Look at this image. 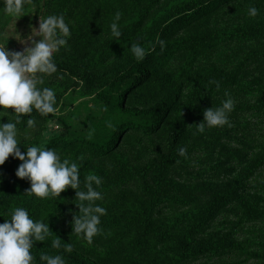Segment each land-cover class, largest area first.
I'll return each mask as SVG.
<instances>
[{
    "label": "rangeland",
    "instance_id": "1",
    "mask_svg": "<svg viewBox=\"0 0 264 264\" xmlns=\"http://www.w3.org/2000/svg\"><path fill=\"white\" fill-rule=\"evenodd\" d=\"M154 1L41 0L37 4L24 6L20 17L7 15L0 19V33L9 36L6 47L12 50H23L25 47L13 35L14 31L27 37L32 27H38L40 16L43 18L48 14L62 13L70 25L72 34L67 47L54 53L56 73L44 75L43 84L38 85L54 90L55 113L42 116L33 110L30 114H23L18 125L21 143L43 144L55 149L62 159L78 163L83 158H89L90 155L83 152L74 139L80 136L101 137L104 130L99 124H112L121 110L129 113L130 118H143L142 115H148V109L159 97L173 98L183 82L180 96L168 100L173 102L172 108L165 114L161 129L150 139H144L149 147L148 153H141L142 157L138 159L137 151L141 146L132 147L129 137L135 135L138 141L141 132L133 130L123 137L119 156L106 157L96 163L97 169L93 172L103 177L101 191L103 195L108 193L97 203L104 206L107 212L101 217L103 234L95 236L91 244L72 231L70 221L73 213L79 210L74 202L75 189L68 187L59 197L39 198L27 193L32 199L36 198L38 204L25 202L20 206L35 209L29 211L30 215L34 219L48 220L52 230L51 236L44 242H35L31 249L33 264H42L41 253L63 254L66 264H126V261L129 264L167 263V256L170 255L172 259L175 256V243L170 242L165 247L160 245V238L148 239L145 231H129L125 227L124 219L129 217L128 207L130 203L134 204V195L142 190L141 185L145 180L135 177L138 167L154 162L155 170L152 169L154 172L147 180H151L150 183L165 194V200L154 211V217L160 221L164 218V223L165 218L180 212L188 213L190 209L192 213L194 207L195 214L199 213L210 195L224 194L231 180H239L236 174L246 166V156L255 159L263 153L260 146L264 141V113L253 110L249 105L257 104L263 95L264 86L255 80L264 82V55L245 67L237 87L220 85L217 89L209 81L221 82L217 77L222 71L235 70L245 54L262 48L261 42L264 40L232 39L230 31L264 18V0H233L220 4V9L214 11L211 17L207 15L203 18V13L207 14L210 8L204 12L198 9L201 2L207 0H159L153 5ZM250 5H255L259 10L255 17L247 15ZM117 10L122 13L119 21L122 35L119 40H113L109 25ZM176 15H191L193 21L187 25L184 23L179 29L170 28L166 35V17ZM158 38L166 41L163 51L156 42ZM134 42L145 47L143 60L153 58L150 66L152 74L137 84L138 75L123 78V74L131 70L137 61L131 52ZM132 84L131 89L125 90ZM225 90L235 101V107L229 114L231 127L206 128L204 133H196V124L203 120L204 109L219 106L225 99ZM243 104L247 109L242 108ZM6 111L9 119L15 120L13 110ZM29 116L34 118L36 125L28 130L26 137L24 121ZM8 117L4 116L3 121L7 122ZM177 127H185L186 132L183 139L171 147L168 133ZM68 135L74 138L69 144L52 142L55 138ZM24 144L20 145L21 151H26ZM178 146L186 148L187 158L177 154ZM7 160L0 165V187L22 162L19 159L15 163ZM8 168L12 171H8ZM124 168L128 171L127 175ZM101 170L107 172L108 176H104ZM87 173L80 170L82 187L83 177ZM250 180L248 187L257 192L264 184V169ZM27 181L24 178L20 183L30 186V181ZM261 189V205L264 207V187ZM122 190H126V201H121L123 196L118 195ZM238 190L242 193L244 189ZM179 198L184 201H178ZM12 206L6 214L3 207L0 208V222L10 218L15 208ZM227 213L228 220L224 221L223 216ZM237 214L242 213L222 211L214 226L201 238L234 233L242 249L235 251L227 248L224 252L228 254L223 256H212V251H208L183 264H263V258L249 256L243 244L249 245L248 240L251 239L249 251L261 250L258 243L264 232V221L244 225L233 221L237 219ZM185 232L188 233V230ZM58 235L61 244H72L70 253L64 252L63 248L51 247V240ZM169 246L171 253L166 255Z\"/></svg>",
    "mask_w": 264,
    "mask_h": 264
},
{
    "label": "clouds",
    "instance_id": "2",
    "mask_svg": "<svg viewBox=\"0 0 264 264\" xmlns=\"http://www.w3.org/2000/svg\"><path fill=\"white\" fill-rule=\"evenodd\" d=\"M2 3L6 15L20 17L28 0H2ZM258 11L255 5H250L247 15L255 17ZM121 15V11L117 10L109 25L113 40H119L122 35L119 24ZM71 34L70 25L62 13L48 14L43 18L40 16L38 27H32L27 37L14 31L13 35L25 44L23 50L7 48L9 36L0 33V41H6L0 42V165L4 164L10 154L19 158L22 162L15 174L19 178H27L30 187L26 193L39 198L59 197L68 187L75 189L74 202L79 210L72 215V231L91 244L93 238L104 231L101 217L106 215L107 209L97 203L104 199L101 191L103 177L89 172L83 177L82 187L80 165L75 160L62 159L55 149L43 144L26 145L18 139V125L23 114H30L33 110L42 116L55 113L54 90L38 85L43 84L44 75L56 73L54 53L67 47ZM156 42L163 51L166 41L158 38ZM131 52L137 61H142L146 56L145 47L139 42L131 44ZM209 84L220 88L217 80H210ZM224 96L219 106L204 109L203 120L196 124V133H204L206 128L231 127L229 114L235 107V101L227 90ZM10 107L16 114L15 120L9 119L7 115L6 110ZM4 116L8 117L7 122L2 119ZM35 125L34 118L29 116L24 133L26 137L29 135L28 130ZM21 144H24L26 151H21ZM177 154L185 158L188 155L183 146L177 147ZM51 234L48 220L34 219L27 208L15 207L10 218L0 222V264H33L31 249L35 242H44ZM51 247L63 248L64 252L69 253L73 248L71 243L61 244L59 235L51 240ZM40 261L42 264H66L63 254L41 253Z\"/></svg>",
    "mask_w": 264,
    "mask_h": 264
},
{
    "label": "trees",
    "instance_id": "3",
    "mask_svg": "<svg viewBox=\"0 0 264 264\" xmlns=\"http://www.w3.org/2000/svg\"><path fill=\"white\" fill-rule=\"evenodd\" d=\"M41 0H28V3L25 6H30V4L39 3ZM233 0H207L206 2H201V7L198 10L202 12L205 9L210 8L208 13H203L202 17L207 16L211 17L214 11H218L221 6L220 4L229 3ZM159 0H155L153 5H156ZM204 3V4H203ZM151 10V8H149ZM6 17L7 15L3 12V3L0 0V19ZM190 18V20H188ZM190 16H181L176 15L166 17V35L170 28L179 29L186 23V25L193 21ZM200 18V19H201ZM188 20V21H187ZM244 28H234L230 31V35L232 39H251L252 41L259 42L264 40V18L259 19L258 21H253L252 24L243 26ZM262 48L258 51H249L242 58L240 64L236 67L235 70H231V72L222 71V73L217 77L221 80L220 85L222 86H231L237 84L241 77L245 72V67L252 63L257 57L264 55V41ZM153 63V58H147L146 60L136 61L131 70H128L123 74V78H132L138 75V80H136V84L145 81L152 74L150 71V66ZM257 84L264 86V82L260 79L255 80ZM254 81V82H255ZM132 86H129L125 90L131 89ZM183 82L180 83V93H182ZM179 92L173 97L178 98L180 96ZM263 95L260 97V100L257 104L249 105L250 108L256 110L257 112L262 111L264 113V91H262ZM172 97L164 98L163 96L159 97V99L154 102L150 108L148 109V115H142L143 118L133 119L128 117L129 113H125L121 110V114L117 116L116 120L110 124L101 122L99 126H103L104 135L99 138H90V137H77L74 139L72 136H64L55 138L52 142L55 144H69L74 140H77L83 152H87L90 156L89 158H83L78 164L80 165V170L82 173L85 172H93L97 169L96 163L103 160L104 158H112L119 156L121 151L119 150L123 137L129 131H140L141 135L138 141H136V136H130V141L132 143V147L134 145H140L141 148L137 151L139 158L141 159L142 154H146L149 151V147L146 146L144 139H150L149 137L157 133L161 129V125L164 123L165 114L172 108V103L169 102V99H173ZM192 103V102H191ZM242 108L247 109L243 104ZM9 109H12L11 107ZM14 111V109H12ZM26 123V121H24ZM186 132L185 127H177L175 129H171L168 133V139L171 141V147H175L179 141H181ZM74 139V140H73ZM51 142V143H52ZM50 146V145H49ZM262 154H259L255 159H248L246 156V166L242 167L240 171L236 174L239 180H231L226 188V192L224 194H212L210 195L202 209L199 213L195 214V207L193 212L189 209V212H180L175 214L174 216H170L169 218H164L160 221L154 217L155 208L160 205L162 201L165 200V194L157 188L154 187L149 179L152 172H154V162H151L148 166L143 165L139 166L138 170L135 172L136 178H142L143 184L141 185L142 190L139 193L134 195V204L130 203L128 209L129 217L124 219L125 227L129 231L139 230L145 231V236L148 239L160 238V245L167 246L170 242L176 244L175 256L172 257L167 256V261L163 262L159 261L158 264H183L186 260L194 259L202 253L212 251V256H223L225 254L224 250L227 248L234 249L238 251L241 248V243H238L234 238V233L231 235L228 234L226 236L221 235H212L207 239L201 238L202 235H206L207 231L210 227L214 226V222L218 219V216L222 213V211L228 212H241L242 214H237V219L233 220L234 222H238L244 225L251 226L250 223H257L259 221H264V207L261 205V195L264 184L258 189L257 192L251 191V187L249 185L250 179L253 176L257 175L258 172L263 168L264 169V141L261 142ZM172 151V150H171ZM142 153V154H141ZM141 154V155H140ZM19 158L13 157L11 154L8 157L7 162H18ZM99 160V161H98ZM7 167V166H6ZM17 169V168H16ZM8 168V171H12L13 174H10V178L5 182L4 186L0 187V208L3 207V210L6 212L13 206L17 207L25 202H30L31 205L38 204V200L36 198L32 199L26 193V189L30 187L26 184H21L20 181L24 178H19L16 176L15 172ZM152 169H154L152 171ZM125 170V175L128 174V171ZM104 176H108V173L101 170ZM131 172H129L130 174ZM27 179V178H26ZM28 180V179H27ZM124 181V180H123ZM29 182V181H27ZM234 182V183H233ZM247 183V184H246ZM239 188H243V192H239ZM126 190H122L118 193V195H122L123 198L121 201H126L127 196H125ZM104 195H108L104 194ZM178 201H184L177 199ZM193 203H191L192 206ZM12 206V207H13ZM263 207V208H262ZM130 209L132 210L130 212ZM35 209L31 208L29 211H34ZM229 216L227 213L223 216L224 221ZM221 224V222H218ZM231 225V222H229ZM237 224V223H236ZM234 227V226H233ZM236 227V226H235ZM188 230V233L185 232ZM261 240L258 243L261 250L258 251H249V247H251L252 241L248 240V244H243L248 255H252L254 257L258 256L263 258L264 260V232L260 237ZM152 252V251H151ZM171 253L170 246L167 249L166 255ZM237 253V252H233ZM153 254V253H152ZM151 254V255H152ZM126 264L129 262L126 261ZM134 264H143V263H134ZM153 264V262H150ZM236 264H241L236 262ZM249 264V263H247ZM264 264V263H263Z\"/></svg>",
    "mask_w": 264,
    "mask_h": 264
}]
</instances>
